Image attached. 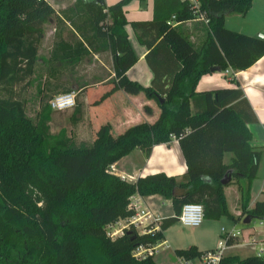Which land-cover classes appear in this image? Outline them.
Instances as JSON below:
<instances>
[{
  "label": "trees",
  "instance_id": "1",
  "mask_svg": "<svg viewBox=\"0 0 264 264\" xmlns=\"http://www.w3.org/2000/svg\"><path fill=\"white\" fill-rule=\"evenodd\" d=\"M129 1L107 5L105 0H76L60 13L47 0H0V264H156L155 247L179 221L185 204L202 205L204 219L240 220L230 213L226 185L221 184L228 172V184L248 181L242 190L243 214L264 221L263 201L247 208L264 153V147L251 146L248 124L257 121L252 108L239 88L197 91L200 78L212 68L243 71L264 56L263 37L225 26L226 16H245L254 0H197L198 9L190 0H154L148 21L126 19ZM172 16L179 24L207 20L201 23L205 37L200 47L181 26L169 23ZM53 19L56 33L49 61L58 67H74L93 53L111 54L112 86L92 106L104 105L103 112L109 108L116 115L111 98L117 90L144 91L156 99L158 119L114 135L108 118L99 114L98 129L89 118L94 137L90 144L76 143L65 130L51 134L49 102L33 123L16 88L29 85L44 26ZM128 24L149 49L146 61L155 76L147 88L127 76L138 61ZM87 86L76 94L74 116L87 107ZM67 91H73L71 86ZM97 94L91 91L92 97ZM172 138L178 140L187 166L183 175L159 172L130 182L108 171L135 148L149 156L155 145L169 144ZM225 153L232 154L229 164L224 163ZM134 195H160L172 202L174 215L161 219L158 228L150 223V232L140 233L131 224L122 235L111 237L108 226L135 216L130 207ZM233 242L230 238L227 245ZM140 248L147 251L137 257ZM205 252L196 246L175 250L186 260ZM219 264H264V256L225 254Z\"/></svg>",
  "mask_w": 264,
  "mask_h": 264
},
{
  "label": "crops",
  "instance_id": "2",
  "mask_svg": "<svg viewBox=\"0 0 264 264\" xmlns=\"http://www.w3.org/2000/svg\"><path fill=\"white\" fill-rule=\"evenodd\" d=\"M47 1L55 9L60 10L66 8L69 1L72 4L75 0ZM118 1L105 0L107 5L114 4ZM153 11L154 0H130L125 7V16L128 21H148L153 18ZM55 23V19H53L44 26L45 35L39 45L37 62L41 61L43 63L48 60V58H43L40 55L45 44L49 45L54 43L56 33ZM201 23L202 20L198 19L180 24L176 22L174 26H181L189 39L198 37L201 45L204 40L202 38L204 31ZM263 25L264 0H254L250 11L245 16L231 14L225 18V26L228 29L253 37L264 38ZM125 29L128 33L130 44L138 57L136 64L128 70L127 76L130 80L138 82L143 87H150L155 75L146 61V55L149 53V49L147 46L140 44L130 24L126 25ZM52 48H47L49 55L52 52ZM68 68V74L60 75L56 79V81H59L62 78L64 81L67 80V83L59 86L53 81V85L56 86L52 87L51 94L54 96L60 94L67 87L66 85L68 83L73 90L72 92L76 94L83 89V86L88 85L85 97L87 107L84 109L82 115L78 114L76 116H74V108L65 111H54L51 115L50 125L54 123L53 118L62 117L60 114L67 112L69 116L67 120L62 122V130H65L67 136L71 137L76 143L90 144L93 142V129L92 125H89V118L90 122L92 120L93 127L98 129L101 127V123H98L99 114L108 118V123L114 135H120L129 127L142 122L154 123L158 119L161 112L159 105L155 98L148 97L144 91L131 93L124 88L117 90L111 98L118 110L116 115H113L109 108H107L106 112H103L104 105L98 107L91 105L95 97L100 96L112 86V81L115 77L112 57L108 51L93 53L91 56L84 58L78 65ZM222 87H234L242 90L243 98L246 99L257 119L255 123L248 124V128L252 133L251 146L255 148L264 147V56L253 66L243 71H235L230 68L228 69V73L225 71H216L202 76L198 82L197 91L213 90ZM92 90H97L98 94L92 97ZM148 108H150L149 111ZM95 111L97 114L94 117ZM226 157H228V160H226ZM231 158L232 155L229 156L228 153H225L224 163L229 164ZM113 166L116 170L115 175L121 178L124 177L130 182H134L140 177L159 172L166 173L170 176H181L187 171L179 142L175 138H172L169 144L163 143L155 145L149 156L142 149L135 148ZM247 186L248 181L246 179H239L236 182L232 181V183L226 185L223 189L230 213L235 217H241L240 220L236 221L228 219L230 221V229L222 228L226 232L238 233V236L233 238L234 242L232 245L227 247L225 254L238 255L242 258L252 254H261L264 256V221L253 219L250 224H244L243 222L247 215L243 214L242 190H245ZM133 197L135 199L136 212L148 211L159 220L169 217V215L164 214L163 209L165 206L173 210L172 202L160 195H134ZM259 201L264 202V153L257 177L250 185V200L247 208H252ZM254 220L256 222L253 224ZM127 221L129 219L120 220L115 225L123 224L122 229H124ZM170 229L165 231V241L163 243L168 242L166 233ZM115 231L118 233V229ZM161 244L156 247V251ZM261 250L262 252L260 253ZM156 251L154 259L156 264H159ZM178 262L179 258L176 256V261L173 264H178ZM191 264L202 263L199 259H194L191 261Z\"/></svg>",
  "mask_w": 264,
  "mask_h": 264
},
{
  "label": "rangeland",
  "instance_id": "3",
  "mask_svg": "<svg viewBox=\"0 0 264 264\" xmlns=\"http://www.w3.org/2000/svg\"><path fill=\"white\" fill-rule=\"evenodd\" d=\"M75 1L72 4L71 1H69L66 8L72 7ZM64 9L56 10L62 13ZM202 38H204V36ZM190 39L197 48L201 46L198 41V37ZM51 44H45V46L42 48L40 56H43V58H48V60L46 59L47 61L43 63L41 61L36 62L35 73L31 77L29 85H18L16 88L18 95H20V98L25 99L26 101V115L33 123L38 122L40 115L42 114L44 107L46 106L45 104H48L49 100L54 97V95L51 94L52 87L56 86L53 85V81L59 86L67 83V80L64 81L62 78L59 81H56V79L60 75L69 73L68 67L70 66L66 64L65 66L58 67V64L49 61L51 54L49 55V51H47V48L53 47L54 43L52 44V46ZM66 86L67 87L63 89L61 93L68 92L67 90L70 88L69 83ZM52 113H54L53 110L51 111V115ZM61 115L62 117L55 119L53 118V125H50L49 123L51 134H58L62 130V122L67 120L69 116L67 112L61 113L60 116ZM50 118L52 119L51 116ZM228 155L231 156L232 154L228 153ZM226 160H228V157H226ZM233 181L236 182L237 180L234 179ZM163 211L164 214L169 215V217L174 215L172 208L165 206ZM228 219L229 218L226 216L221 217L218 220L204 219L203 223L198 227L184 226L178 221L176 224L171 226V229L166 233L168 242L162 243L157 248L156 257L159 264H173L176 261V256L174 254L175 250L187 249L190 246H196L200 251L203 252L215 250L219 244V241L225 239V233L222 231V228L230 229V221ZM255 222L256 221L254 220L253 224ZM122 225L123 224H112L108 226V234L113 238L122 235ZM116 229H118V233H116ZM138 231L141 233L143 230L139 227Z\"/></svg>",
  "mask_w": 264,
  "mask_h": 264
},
{
  "label": "built area",
  "instance_id": "4",
  "mask_svg": "<svg viewBox=\"0 0 264 264\" xmlns=\"http://www.w3.org/2000/svg\"><path fill=\"white\" fill-rule=\"evenodd\" d=\"M193 4V8L198 9L199 4L197 0H190ZM202 21L207 23V20L204 19V17L201 18ZM171 25L176 24L175 16H172L171 20L169 21ZM226 73H228V69L225 70ZM49 105L53 111H65L69 109H73L76 107V93L75 92H66L61 93L58 95H55L52 97V99L49 101ZM109 172L115 174L116 170L114 166H110L108 169ZM123 179H125L123 177ZM131 179V178H130ZM134 197H131L130 201V207L135 208V201ZM136 212V210H135ZM160 220L157 219L155 216H153L148 211H137L135 216L130 218L129 221H127V225L124 229L129 228V225H134L137 229L140 227L142 228V232H150V230H147L146 227L150 223H155V228H158L157 223ZM204 221V207L200 204L196 203H188L185 204L182 207L181 214L179 216V222L188 227H198L200 226ZM122 229V231L124 230ZM222 231L225 233V239L221 240L219 243V246L215 250L207 251L205 252L200 258V262L202 264H219L221 258L225 255V251L228 247L227 240L230 238H236L238 236V233L233 232H226L224 229ZM123 233V232H122ZM157 247V246H156ZM155 247V251H156ZM147 250L145 248H140L136 251L135 255L137 257L142 256ZM262 250L260 251V253ZM192 260H186L185 258H179V264H191Z\"/></svg>",
  "mask_w": 264,
  "mask_h": 264
},
{
  "label": "water",
  "instance_id": "5",
  "mask_svg": "<svg viewBox=\"0 0 264 264\" xmlns=\"http://www.w3.org/2000/svg\"><path fill=\"white\" fill-rule=\"evenodd\" d=\"M221 72V69L219 67H214L211 69V72ZM232 180V173L228 172L225 174V176L221 180L222 185H227ZM253 219L250 216H246L244 218V224H250Z\"/></svg>",
  "mask_w": 264,
  "mask_h": 264
}]
</instances>
